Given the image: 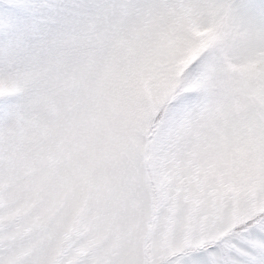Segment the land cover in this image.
Masks as SVG:
<instances>
[{
    "label": "snow or ice",
    "instance_id": "snow-or-ice-1",
    "mask_svg": "<svg viewBox=\"0 0 264 264\" xmlns=\"http://www.w3.org/2000/svg\"><path fill=\"white\" fill-rule=\"evenodd\" d=\"M128 7H135L136 14L124 18L113 8L111 23L121 28L122 39L139 41H145V34L175 39L170 33L176 32L195 43L181 29L191 23L189 16L199 18L206 10L201 0H138ZM17 27L12 24V31ZM110 31L92 15L74 25L72 37L57 34L54 26L26 37L28 46L20 54L35 68L37 96L46 93L63 104L70 119L67 109L76 99L57 89L76 83L94 58L93 46ZM199 70L198 59L188 71ZM243 71L245 78L225 93L216 132L192 138L181 150L178 178L159 209L143 161L129 162L119 154L106 163L95 190H52L47 155L56 151L60 132L70 125L66 119L49 121L38 104L26 106V117L12 112L0 126V205L7 204L0 207V224L12 225L31 212L20 228L0 233V244L21 241L0 256V264H264V47L252 50ZM222 72L219 67L217 73ZM168 101L166 93L157 108ZM152 119L149 113L145 122ZM213 142L215 150L209 147ZM193 149L199 168L188 163ZM229 179L235 184L232 191ZM248 189L255 192L254 199ZM214 201L223 204L222 214ZM29 226L31 236L21 240Z\"/></svg>",
    "mask_w": 264,
    "mask_h": 264
},
{
    "label": "clouds",
    "instance_id": "clouds-1",
    "mask_svg": "<svg viewBox=\"0 0 264 264\" xmlns=\"http://www.w3.org/2000/svg\"><path fill=\"white\" fill-rule=\"evenodd\" d=\"M137 2L112 0L100 6L97 19L111 27L108 37L93 46L94 58L76 83L57 89L59 95L76 99V105L67 109L70 119L63 104L49 99L46 93L37 96L34 66L24 55L8 49L0 60V102L21 117L28 115L26 106L38 104L49 121L66 119L70 125L60 132L56 151L47 155L52 190H95L106 163L113 154H119L129 162L134 158L143 161L154 206L159 209L167 203L168 190L178 178L175 169L181 150L192 138L199 140L209 130L216 132L217 118L223 117L225 93L245 78L243 68L252 50L264 47V0H201L206 10L199 18L189 16L191 23L181 29L195 43L176 32L170 33L175 39L148 34L145 41L138 37L122 39L121 28L111 23L112 9L118 8L122 17L130 18L137 9L126 5ZM253 18L258 22L253 23ZM66 35L72 37L74 33ZM198 59L199 72L190 73L189 67ZM219 67L222 74L217 73ZM256 79H260L259 74ZM166 93L168 103L157 108ZM186 96L189 100L182 101ZM149 113L153 119L146 123ZM209 147L215 150V142ZM188 157L189 164L200 167L194 149ZM228 187L235 189L231 179ZM248 195L255 198L252 189ZM0 207L6 209L7 204ZM213 207L222 214L223 204L214 201ZM30 212L16 217L12 225L0 224V233H7L10 227L20 228ZM233 212L238 218V199L233 202ZM196 214L194 209L193 219ZM32 232L31 226L23 228L21 240ZM12 244L18 248L21 241L0 244V256L12 252Z\"/></svg>",
    "mask_w": 264,
    "mask_h": 264
},
{
    "label": "rangeland",
    "instance_id": "rangeland-1",
    "mask_svg": "<svg viewBox=\"0 0 264 264\" xmlns=\"http://www.w3.org/2000/svg\"><path fill=\"white\" fill-rule=\"evenodd\" d=\"M112 0H0V60L5 49L20 54L25 47L26 37L34 38L41 31L51 27L57 34L72 31L74 25L84 18L98 15L100 6ZM253 23L258 21L253 18ZM12 24L18 25L12 31ZM12 109L0 102V126Z\"/></svg>",
    "mask_w": 264,
    "mask_h": 264
}]
</instances>
